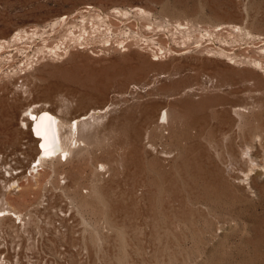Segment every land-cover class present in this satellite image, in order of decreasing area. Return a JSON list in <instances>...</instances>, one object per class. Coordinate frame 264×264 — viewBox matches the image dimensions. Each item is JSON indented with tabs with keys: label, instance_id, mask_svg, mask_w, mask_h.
<instances>
[{
	"label": "rangeland",
	"instance_id": "rangeland-1",
	"mask_svg": "<svg viewBox=\"0 0 264 264\" xmlns=\"http://www.w3.org/2000/svg\"><path fill=\"white\" fill-rule=\"evenodd\" d=\"M137 6L148 14L137 15ZM118 10L129 14L121 16ZM98 15L107 17L118 29L114 34H119L120 41L131 36L129 41L135 38L140 42L136 45L130 41L127 52L124 46L128 42L124 46L106 42L104 26L100 32L97 25H92L93 20L101 25ZM179 22L190 29L179 33ZM121 23L124 26L118 25ZM234 25L255 37L231 34ZM35 27L41 30V36L56 33L51 44L72 30L86 37L89 31L91 39L86 43L81 39L79 43L84 45L54 50L62 56L46 53L28 69L27 74H34L28 84L37 86V90L25 100L34 103V110L56 102L68 113H81L89 102L103 101L101 92L109 98L105 104L116 107L103 120L109 127L101 128L98 144L82 149L68 162L63 157V162L47 167L46 178L54 174V179L45 190L29 198L28 207L43 201L48 210L31 218L27 225L31 237L13 229L5 236L16 246L22 244L21 261L264 264V170L253 168L255 164L264 166V69L255 68L251 62L257 60L264 66V0H0V40L17 30ZM219 29L224 32L216 34ZM154 32H166L184 54L172 56L175 61L167 77L157 79L152 89L136 94L134 84L153 81L166 69L160 71L151 63V52L139 37L144 33L156 36ZM210 38L240 48L236 64H229V58L199 51L200 43ZM41 43L40 47L44 46ZM180 69L181 74L173 75ZM196 76L200 84L204 76H212L219 86L223 85L222 90H202L195 85L192 87L197 89L186 99L199 103L206 96L218 94L225 97V104L218 101L222 108L208 105L205 115L191 126L184 121L197 117L189 116L181 106L174 112L169 110V123L163 129L158 119L168 108L145 109L162 100L155 90L174 81H182L184 90L194 85L191 78ZM46 89L54 92L49 95ZM243 89H249L250 96H227ZM251 96L259 103L248 105L250 109L237 116L232 111L234 106L251 104ZM227 108L230 119L217 114ZM128 111L134 112L132 121L116 127L118 118ZM178 112L184 117L181 123ZM160 146L173 156L165 158ZM251 169L253 179L247 180L245 174Z\"/></svg>",
	"mask_w": 264,
	"mask_h": 264
},
{
	"label": "bare ground",
	"instance_id": "bare-ground-1",
	"mask_svg": "<svg viewBox=\"0 0 264 264\" xmlns=\"http://www.w3.org/2000/svg\"><path fill=\"white\" fill-rule=\"evenodd\" d=\"M134 10L137 15L146 16L148 14V12L142 7L137 6L134 8ZM116 13L121 14V16H127L129 14V12L123 10H118V12ZM97 18H102L101 25L96 23L93 19L92 25L94 27L95 25H97L98 28L96 29L100 32V29H102L101 27L104 26L105 30H103L102 32L108 34V37H106V42H111L112 44L118 43L120 46L121 44H123L124 46V43L128 42L124 46V48H126L125 51L123 50L124 52L129 51L130 41H134L136 45L140 42V40H136L135 38L129 41V39L132 38L131 36L120 41L119 34H114L118 31V29L109 23L107 17L105 18L98 15ZM118 25L124 26V24L122 23ZM85 26L83 29L84 32H87ZM187 26H189V24H187ZM189 29L190 27H186L180 22L177 26V30L179 31V33H185ZM223 30L224 29H219L215 30V32L217 34ZM230 30L232 31L230 32L231 34L235 32L237 34L239 33L240 35L246 33L247 36L252 38L254 36L250 32H245V29L238 25L232 26ZM75 32L73 30L70 31L57 43H54L55 45L53 43L51 44L50 40L54 39L56 33H45L44 36H41V30H39L38 27L32 28L30 30H17L10 37L3 36L4 38L0 40V264H24L21 261V257L23 254L21 252L23 248L22 244H18L16 246L14 245L13 241L6 240L5 236H8L7 233L11 229H13L17 233L20 232L26 235H30V232H28L27 229V225H29V223L31 222V218H33V216L35 217L39 214L45 213L48 210L46 209L47 207L43 206V201L38 205H32L30 209L28 207V202L30 203L29 198H31L32 195L37 194L40 190H45L50 185V179H54V174H50L51 178L49 180L46 178L48 174L47 167L51 163L53 164L55 162H63V157H65V162H68V160L73 157V155L75 156L76 153H80L82 149H86L89 145L97 143L100 139V130H105V128L108 129L109 127L108 124L103 123V120L107 117L108 113L116 107L112 103L105 104L109 99L107 98L106 92L100 93V97L103 98L102 102H89L84 107V109L81 110V113L80 111L68 113L56 106V102H53L52 104H42L39 110H34V103L26 102L25 97H28L37 90V88H35L37 86L31 87L28 84L29 78L32 77L31 75H34L27 74L28 69L32 68L34 64L40 62L42 60L41 58L47 55L46 53H54L55 56H62L54 50H61L62 46H64V50H67V47L70 48L72 44L84 45L82 41L85 42L91 39L89 38V31L87 37L82 33V35L77 36L75 35ZM148 34L144 33L139 37L142 41H145L146 47L151 52V59L153 61L151 63L158 66L159 70L160 68L166 69H163L162 71L160 70L161 72L157 74V78H154L153 81L141 84L140 86L138 84H134L132 86V89L136 94L137 92H145L149 89H152L157 79L167 77L166 73L171 70L170 68L173 67V61H175L172 56L184 54L182 50L176 48L177 41L170 38L169 35L166 36V32L165 34L159 35L158 33L154 32V34H157L156 36H150ZM81 39L82 43H79ZM157 40L159 41L158 43ZM41 42H43L44 44V46L42 47H40V44H42ZM255 42H259L260 44V40H256ZM157 44L159 46H156ZM222 44L218 42L217 38H210L202 41L200 43V46L198 45V49L199 51L206 52L207 54H209V56L229 58V64H236L237 60H235V56L239 54L240 48H231L228 47V45L226 46ZM164 59H170V61L167 63H161ZM251 62L254 63L255 68L264 69L263 63H261L260 61L254 60ZM133 69L136 68L133 67ZM20 72L24 73L18 76ZM223 72L224 74H226V70L221 71L222 74ZM169 73L171 74L172 72ZM178 74H181V69L180 71H176L173 73V75L175 76H177ZM5 78L7 80L4 81ZM191 79L195 81V83L193 82L194 85L190 84V86L186 87L184 90L181 89L182 81H174L170 85L164 84V86L155 90L158 98L162 100H160L159 102H153L151 105H147L145 107L146 110L150 109V107L158 106H164L165 108H168V110H164L161 112L158 119V123L163 129L166 128L169 123V110L171 112H174L181 106L189 113V116L192 115L197 117V119L195 120L191 118V121L188 119L184 121L183 115L180 112L176 113L180 123L184 121L189 126H191L194 124V122L196 124V121L200 120V118L205 115L206 107L208 105L212 108H222L221 106L223 105L218 103V101L224 102L225 104V97L219 96L218 94L206 96L199 103H194L193 101L186 99L188 96H190L191 93L195 91V89H197L192 86L199 85V88H201L202 90H208L211 88L214 90H219L220 88V90H222L223 86H219L218 81L215 80L212 76H204V78H202L201 84L196 82L199 80V76L192 77ZM257 79L260 80V77H257ZM20 80H22L21 84H19ZM46 91L49 95L54 92L53 89H46ZM249 92V89L238 91L235 90L228 92L227 96L233 95L235 93L243 94L244 96H250ZM182 98L184 99L181 100ZM251 100V104L234 106L232 111L235 112L237 116H241L242 112H247L248 109H250L248 105L251 106L255 103H259L258 98H254L251 96ZM98 104H103L104 106L98 107ZM229 110L230 109L227 108L223 112H216L219 116L223 115V117L230 119L231 116L229 115ZM133 116L134 112L128 111L123 116H121V118H118L116 127H118L119 125H124L125 123H130ZM121 129H124L125 131L129 130L128 127H122ZM136 131L137 129L133 128V132L135 134ZM168 133H164L163 136L168 135ZM146 135L150 141V134L147 133ZM153 149L155 151H158L157 148L153 147ZM158 149L165 151V148L163 146H160V148ZM161 153H163L165 158H167L169 154L173 156V152H169V154H167L166 151H161ZM243 154L247 155V151H244ZM253 168L257 170H264V166L262 167L258 164H255V167L253 166ZM252 172L253 171L251 169L247 174H245L247 180L253 179L251 174ZM28 214L30 215L29 218ZM6 222L10 225H7ZM11 257L15 258V262H12ZM30 264L42 263L36 261L31 262Z\"/></svg>",
	"mask_w": 264,
	"mask_h": 264
}]
</instances>
